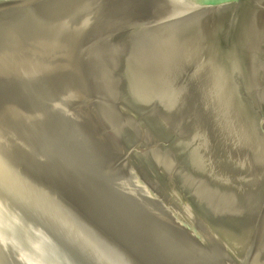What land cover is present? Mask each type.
<instances>
[{
	"label": "water",
	"instance_id": "obj_1",
	"mask_svg": "<svg viewBox=\"0 0 264 264\" xmlns=\"http://www.w3.org/2000/svg\"><path fill=\"white\" fill-rule=\"evenodd\" d=\"M118 2L117 12L111 14L97 9L84 13L78 0H0V256L4 264H215L216 258L202 250L207 237L218 235H209L215 232L210 218L197 217L194 225L172 211L167 200L176 197L182 210L196 213L173 185L172 172L169 195L144 172L138 156H152L151 149L140 141L114 137L112 132L116 136L125 124L100 112L107 108L103 104H111L101 80L108 63L105 47H112L113 77L126 72L130 80L131 69L135 73L132 48L142 43L146 30L172 18L208 14L211 20L202 23L212 35L205 49L210 50L213 37L218 40L214 51L224 65L232 99L225 101L227 94L221 96L217 90L206 94L213 95L216 105L223 97L224 124L244 115L253 120L264 101L247 74L248 42L243 35L235 37V27L226 36L229 22L218 27L213 18L219 11L243 7V23L248 24L250 10L264 5L261 0ZM74 20L91 21L94 28L79 38L74 33L73 41L60 39ZM149 42L156 49L153 56L168 57V42L161 44L157 38ZM187 57L192 73H197L202 63ZM187 75L172 81H184ZM147 91L131 90V95L150 108L146 94H152ZM172 91L166 93L172 96L170 103ZM194 95L199 98L198 92ZM116 108L122 116L130 115L127 110L137 113ZM259 116L264 123V116ZM201 126L196 123L197 134L184 141L207 139L208 129ZM177 135L171 134L170 140ZM253 197L256 201L241 215L247 225L239 232L238 251L244 252L237 255V264H250L262 230L258 217L264 211V185Z\"/></svg>",
	"mask_w": 264,
	"mask_h": 264
},
{
	"label": "rangeland",
	"instance_id": "obj_2",
	"mask_svg": "<svg viewBox=\"0 0 264 264\" xmlns=\"http://www.w3.org/2000/svg\"><path fill=\"white\" fill-rule=\"evenodd\" d=\"M260 5H264V0H261ZM259 8L254 9L255 12L253 10H250L249 13L251 14L247 16L248 24L243 23L244 15H245L243 14V10H244L243 7H239L234 10L219 11L217 15L216 14L214 15L215 18H213L215 21H219L218 27H221V25L224 24L225 21L229 22L227 29L230 31L233 27L239 24L240 27L238 28L239 29L238 32L237 29H233V30L235 37L243 35L248 42L247 50H246L247 60H248L247 63H250V65H252V70L249 73V76H257L258 73L260 75L261 72L264 70V59H263L264 56H262L263 58L260 60L261 55L263 53L262 52L263 44L261 46V42L264 39V7L259 6ZM201 16L203 19L209 18L208 20H211V17H209V15L207 14ZM225 25L227 26V24ZM226 36L230 37L229 31H227ZM188 37L190 38L191 34L187 35V33L186 34L181 33V35H179L176 38L184 40L182 42L187 43L188 45ZM129 43L130 42H128V44ZM139 45L140 44L136 43V46ZM187 45L184 46L183 49L181 47V50H178V55H179L178 61L182 59L183 57L182 53H184L183 60H186L187 62L185 63L184 66H182L185 69V73L183 72L179 73L177 74L178 76L185 75L187 74V72L192 71L191 66H187L188 57L185 56V50H187L186 49ZM107 46H109V44ZM107 46L105 47L106 52L104 57L108 63L106 67L103 69L101 80L103 84L102 88L106 92L111 104L109 105L103 104V106L107 108L100 110V112L103 113L104 111L105 113L104 115L109 120H113L118 123L123 122V124H125L124 128L122 127L117 130V131H121L122 133L121 132L116 133L115 136L114 132H112V135L124 142L130 140L143 142V146L150 148L152 151V156H148V157L142 155L138 156L139 157L138 161L140 162L141 167L144 169V172H146V174L149 173L152 179L154 180L153 182L155 183L156 181L158 184H160V188L167 195L170 194L169 180H170V173L172 172V177L174 182L173 185L176 187L177 191L179 192L184 202H189L195 208L196 213L194 212V209L192 210L195 213V215H192L190 212L188 214L184 210H182L179 204V200L176 197H172L173 201L171 200L169 201V199L168 200L166 199L169 202L172 211H174L179 217L181 218L184 217L189 221H192V219L197 217H203L206 218V220L210 218L209 222L211 226L212 227L214 226L216 233L219 234L220 237L225 240V242H227L230 239V237L232 238L231 231H234L236 229L239 230L240 228L243 227L245 228V226L247 225L244 216L241 215H243L244 213H248V209L246 207H243V205L239 206L240 203L236 204L235 206L233 205V208L231 206L225 207L224 205H223L224 206L223 209L219 205L216 208L204 199L205 197L203 196L205 195L202 193L204 192L203 190L204 188L209 192L217 191L215 190L216 182H214L216 181V175H218L219 179H221V177L222 179H227L226 176H222V172H221L222 168H220V164L226 163L225 162L226 158H224L223 160V157H229V159L232 157L233 159H236L238 158V156L236 153H233V155H231L232 153L228 148L229 147L228 144L231 141L230 139L229 140L227 139L226 134H224L225 137L223 138V141L225 140L224 142H226V146L222 150L220 149V145L217 144L218 141L216 140V138L205 139L204 140L206 143L205 146L203 145L204 141H199L197 139L191 141H184L186 138L189 139L191 136H195V134H197L196 131L197 128L195 123V119H197V117L195 110L198 113H200V115L202 114V111L204 112V108L205 106H207V100H205L204 98V96H206L205 93H202V95H200L199 97V101H197L196 99L195 103L190 101L188 102L187 99L184 98V96L182 97L178 95L173 96L175 98L174 101L176 102L170 103L169 100L172 96L170 97V95L166 93L171 91L172 86L168 83H163L162 82L163 80H157L156 75L152 74L153 72L149 69V67H151V64L149 62L151 61V59L152 60L155 59L152 57L153 55L151 56L147 54L145 55L146 57L134 58L135 60L132 64L134 67L133 66L132 67L133 69H135V73H133L131 69L132 78L129 77L130 80L128 79V77L126 78L127 76L126 72L122 73L121 75L119 74L116 77L117 79L116 80L115 76L113 77L112 72L110 70L111 69L110 62L112 63L110 51L112 47L109 48ZM166 47H167L166 50H168L169 47L171 46L168 44V46ZM211 47L210 50L206 52L205 58L208 57V59H210L211 56H216V52L213 49H211ZM146 49L152 52V49L151 50L148 48ZM208 61L206 62L208 63ZM216 62L217 64L215 65V67L221 66L222 68H224V65L220 63V59L216 58ZM168 63L170 68L175 67L174 64H171V61H168ZM115 64H117V62ZM120 64L121 63H118L117 66L120 67L121 66ZM213 65L214 62L212 63V67ZM238 73L241 72L239 71ZM258 80L260 83L259 88H261V90L260 89L259 90L261 91V93H263L262 98L264 101V77H261ZM261 82L263 84H261ZM142 89H147L148 90L147 92L152 94V96L146 94V97L149 98L148 104L146 106L150 108L143 107L142 106L143 102H140L141 99L131 95L132 93L131 90L140 91ZM125 93L128 96L124 95ZM163 93H165L166 95ZM124 98H126L127 100L122 101V99ZM242 98L246 99L247 97L242 96ZM115 106L122 107L123 111L127 109H135L137 110V113L134 114L132 111L127 110L130 115L122 116V113ZM257 108L260 110V112L259 113L254 112V114L252 115L254 117V118L252 117L253 120L250 118L249 121L251 133L254 138L256 137V139H258L257 141L253 140L254 142L252 148L249 149V152L251 154L253 150H255L256 145H258L260 148L261 147L264 148V123L261 122V118L259 116L260 113L262 114V116H264V102L263 103L261 102V104L258 105ZM141 114L144 115L141 116ZM137 116L138 117L141 116V117L138 119ZM158 120L159 122H157ZM140 128L141 130L138 131V129ZM175 133L178 134L177 137L173 138V140H170L171 134H175ZM228 135H230L229 131H228ZM234 137H237L235 132H234ZM235 139L237 141V145L239 144L240 150L238 153L240 155L243 153L245 154V149L244 148L241 149L240 139L239 138H235ZM260 142L262 143L261 146L259 144ZM199 147L201 148L199 149ZM150 154L151 153H149L148 155ZM200 155L202 157L203 162L200 160L199 157ZM242 156L240 157L241 159H243ZM196 157H198L197 161H196ZM241 159L238 161H241ZM220 160L224 162L219 164ZM203 164H204V168H202ZM232 165L233 164H231V166ZM238 167L241 169L240 170L241 173L244 172L243 175H239L240 178H244L243 180L244 183L248 182L246 170H244L240 165H238ZM255 179L258 180V177H256ZM238 184L239 185L241 184L239 180H238ZM234 189H229L226 192L227 193L232 192L234 195L237 196V198L240 199L243 191L239 189L238 185H237V190L235 187ZM255 190L256 189L251 190L253 196L257 191ZM226 192L217 191L216 194H218L220 197L221 193L224 194ZM223 194L222 196L223 198H225L226 195ZM236 201L238 202V200ZM227 210H231V212H233L234 215L238 214L239 216L238 219L236 221L230 220L228 214H224V211ZM249 210L251 211V209ZM172 217L174 218V220H176L174 215ZM242 219H244L245 221L244 225L242 227H239L238 223L242 221ZM239 234L238 233L235 234L236 236L234 238H238L239 240L241 237V234L240 236H238ZM213 239H215V237ZM259 241H260V235L258 239V246L256 249V253L253 254L250 264H253V261L255 262L257 257H260L257 258V260L262 262L263 258L261 256H258ZM238 256H241V253H239ZM232 257L235 259L234 262L235 264L239 263L240 260H237L238 257L236 258L234 257V255H232Z\"/></svg>",
	"mask_w": 264,
	"mask_h": 264
},
{
	"label": "bare ground",
	"instance_id": "obj_3",
	"mask_svg": "<svg viewBox=\"0 0 264 264\" xmlns=\"http://www.w3.org/2000/svg\"><path fill=\"white\" fill-rule=\"evenodd\" d=\"M50 1V0H47ZM79 1V5H83L81 8L82 9H86L84 13L87 12V10H89L90 12H93L94 10H99L102 11L103 13H116L117 12V8L115 5L116 3H119L118 1H122V0H78ZM128 1V0H126ZM148 1V0H145ZM101 7V8H100ZM100 8V9H99ZM208 15V14H207ZM205 19V18H204ZM202 16L201 15H195V16H191V17H183V18H172V20L168 21V22H164L162 24L156 25L151 27L150 29L146 30L143 33V37H142V43L139 46H135L132 48L133 52V57H146L145 55H154L153 50L156 52L155 48H152V44H150V40L152 38L154 39H158L159 42L161 44H163V42L165 41L169 43V45H171V47H169V49L167 51H169L170 53L167 54L166 56H168L167 58H158L156 56H152L155 60H152L149 62L151 64V67H149V69L153 72V74L156 75V77L159 78H164L166 79L168 82H170V80H175V77H179L177 74L179 73H185V69L182 67L184 66L186 62V60H183L184 58V53H182L183 57H182V61H178L179 55H178V50H181V47L183 49L184 46L187 45V43H183L182 39H178L176 37H178L179 35H181V33H186V32H191V37H188V45L186 47L187 51L185 50V55L187 57V55H191L193 58V61H198L200 63H202L201 69L197 72V73H192V71L187 72V76L183 79L184 81H175V83L172 81L170 83V85L172 86V91L171 94L174 95H178V94H184V98L187 99V101L189 102H194L199 101V98L196 97V95H194V92H198L199 93V97L201 95V93H207L210 91V89L212 90V93L214 94L217 90L218 94H221V96H223V94H227L225 96V101L227 102H231L232 99V87L228 84L226 77V72L224 71V69L221 66H216L217 64L216 62V56H211L210 59L205 58L206 57V52H208V49H205L206 45V41L208 40V38L212 35L211 31H207L208 27L207 25H204V23H202ZM210 21V20H209ZM219 21H216V25L218 26ZM92 22L90 21L87 23H81L80 21H73L74 25H71L70 27L67 25V27L64 29V32L61 34L60 39H65V40H74V33H77L78 38L80 36H82L83 34L85 35L86 33L83 32H87L89 31V29L91 30V28L94 26L91 24ZM202 24V25H201ZM91 25V26H90ZM199 33H198V30ZM194 31V32H193ZM230 32V30H227ZM104 32V31H103ZM102 33V32H100ZM198 33V35H197ZM213 33V32H212ZM103 34V33H102ZM188 35V34H187ZM201 35V36H200ZM184 38V37H182ZM76 39V38H75ZM177 39V40H176ZM218 40H215L214 37L211 40V44L212 47L211 49L214 50V47L216 46ZM183 43V44H182ZM145 47V48H144ZM163 48V46H161ZM209 47V48H210ZM146 48L148 49H152V52L148 51ZM167 47H165L166 50ZM190 51V54H189ZM166 54V53H165ZM169 57L171 59H169ZM190 57V56H189ZM188 57V58H189ZM262 55L260 60L262 59ZM169 59V60H168ZM264 59V58H263ZM209 60V61H208ZM168 61H171V64H174L175 67L170 68L169 67V63ZM208 61V63L206 62ZM214 62V65L212 67V63ZM250 64V63H249ZM189 64H187V66H189ZM208 65V66H206ZM87 66V64H86ZM88 67V66H87ZM249 72H247L248 76L249 73L252 70V65H249V67L247 66ZM174 71V72H172ZM239 75L243 76V73H238ZM235 75H237L235 73ZM185 76V75H183ZM264 77V70L261 72V74L259 75V73L257 74V76H250L251 81L253 82L254 85H256L257 87L260 86L259 83V78ZM197 82V84H193L194 82ZM181 82V83H180ZM220 83V84H219ZM261 84H263L261 82ZM188 85L190 86V88L188 87ZM216 86V87H215ZM226 87V89L222 88V87ZM218 88V89H216ZM221 88V90L219 89ZM220 90V91H219ZM261 90V88H260ZM201 91V92H200ZM229 92V93H228ZM261 92V91H260ZM263 94V93H262ZM196 98H194V97ZM211 98H210V97ZM213 95H211V93L206 94V96H204L205 100H207V106H205L204 108V112L202 111V113H204V115L202 116V114H199V119H195V123L201 122L202 126L201 128L208 129V138H216V140L218 141L217 144L220 145V149H224V147L226 146V142L223 141V138L225 137L224 134H226L227 139H230V143L229 145V150L232 153L231 155H233V153H236L238 158L233 159L232 157L229 159V157H223L225 159L224 164H220L224 161L219 162L220 164V168H222V176H226L227 179H219L218 175H216V189L217 191H224L226 192L229 189H234V187L237 190V185L239 186V189H241L243 192L241 194V198H237L236 195H234L232 192L230 193H221L220 197L217 193V191H212L209 192L207 190H205V188L203 189L204 192L202 194H204L205 197L204 199L209 202L210 204H212L214 207H218V205L223 209V207L225 206H231L233 208V205L235 206L236 204L240 203V205H243V207H247L249 204H253V202H255V198L253 197L251 190L256 189L257 191L259 190V188L263 187L264 185V148L263 147H259L256 146L255 147V151L252 152V154L249 152V149L252 148V142L253 140H258L256 139V137L254 138L252 133H251V128L249 126V119L244 115L242 118H239L238 120L236 118H230L229 119V124H224L223 118L226 114L225 112V103L223 104L224 100L223 97H221L220 101H219V105H216L215 101L212 100ZM261 99V97H260ZM127 100L126 98L122 99V101ZM175 100V98H174ZM173 102H176L174 101ZM172 102V103H173ZM207 110V111H206ZM207 121H209L210 126L206 127ZM159 122V120L157 121ZM196 129V128H195ZM140 129H138V131H140ZM197 131V130H196ZM228 131L230 133V135H228ZM234 132L239 136V137H234ZM242 133V134H240ZM235 138H239L241 141V149L244 148L245 149V154H239V144L237 145V141ZM239 141V140H238ZM200 143V142H199ZM260 146L262 145V143H259ZM204 146L206 145L205 141H204ZM202 147V146H201ZM199 147V149L201 148ZM198 148V147H196ZM248 150V151H247ZM243 155V156H242ZM243 157V159H241L240 157ZM200 160L203 162L201 155L199 156ZM198 157H196V161H197ZM241 161H238L240 160ZM218 164V165H219ZM231 164H233L231 166ZM235 164V166H234ZM240 165L244 170H246V175H247V180L248 182L244 183L241 180V184H238V180H239V175H243V173L240 172V168L238 167V165ZM202 168H204V164L202 165ZM238 170V171H237ZM250 174V175H249ZM213 176V174H212ZM239 176V177H237ZM256 177H258V180L255 179ZM224 185H223V184ZM223 185V186H222ZM218 186V188H217ZM221 186V187H219ZM235 190V189H234ZM251 193V194H250ZM223 195H226L225 198H223ZM254 199V201H253ZM238 200V202L236 201ZM224 205V206H223ZM224 214H228L230 220H237L238 219V214L234 215L233 212H231V210H227L224 211ZM242 214V213H241ZM247 213H244V215H246ZM203 219V218H202ZM206 220V218H204ZM203 219V220H204ZM246 219V218H245ZM241 220V219H240ZM260 220V221H259ZM262 220V230L260 233V241H259V255L261 256L262 262L258 261L257 257L255 262L253 261V264H264L263 260H264V211L262 214V217L259 216L258 217V223H260ZM194 221L196 222L197 219L194 218L192 219V221H190L192 224L194 223ZM244 219H242V221H240L238 223L239 227H242L244 225ZM194 225H197L196 223H194ZM243 229V228H242ZM241 228L238 230H234L231 231L232 234V238L230 237V239L225 242V240L223 238L220 237V235H215V239L208 238L207 237V242H205V244L203 245V251L209 252V255H211L212 260L215 257L216 261L215 264H234L235 259L232 257V255H234V257L237 258V252L238 253H242L244 252V250H242L241 252H239L238 250H240L241 248V242L240 239L238 240V238H234L236 235L235 234H239V232L242 230ZM216 233L212 232L209 233L210 237L211 234ZM235 233V234H234ZM208 235V236H209ZM239 236V235H238ZM233 241V242H231ZM236 243V244H235ZM233 244V246H232ZM211 257L209 258L211 260ZM211 262V261H210Z\"/></svg>",
	"mask_w": 264,
	"mask_h": 264
},
{
	"label": "flooded vegetation",
	"instance_id": "obj_4",
	"mask_svg": "<svg viewBox=\"0 0 264 264\" xmlns=\"http://www.w3.org/2000/svg\"><path fill=\"white\" fill-rule=\"evenodd\" d=\"M222 25L224 26L225 24H222ZM222 25H221V26H222ZM239 27H240L239 24H237V26H235V29H237V31H238V30H239V29H238ZM262 44H263V49H262V50H263V51H262L263 53H262V56H264V39H263L262 42H261V46H262ZM245 64L247 65V63H245Z\"/></svg>",
	"mask_w": 264,
	"mask_h": 264
},
{
	"label": "snow or ice",
	"instance_id": "obj_5",
	"mask_svg": "<svg viewBox=\"0 0 264 264\" xmlns=\"http://www.w3.org/2000/svg\"><path fill=\"white\" fill-rule=\"evenodd\" d=\"M0 264H4L2 256H0Z\"/></svg>",
	"mask_w": 264,
	"mask_h": 264
}]
</instances>
